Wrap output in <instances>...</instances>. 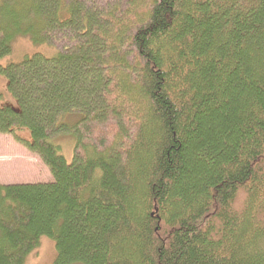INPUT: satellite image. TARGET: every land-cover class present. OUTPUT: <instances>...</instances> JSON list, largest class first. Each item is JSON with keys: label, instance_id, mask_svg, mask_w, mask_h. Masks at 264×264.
<instances>
[{"label": "trees", "instance_id": "16d2710c", "mask_svg": "<svg viewBox=\"0 0 264 264\" xmlns=\"http://www.w3.org/2000/svg\"><path fill=\"white\" fill-rule=\"evenodd\" d=\"M18 36L65 45L0 66L51 175L0 184V264H264V0H0Z\"/></svg>", "mask_w": 264, "mask_h": 264}, {"label": "rangeland", "instance_id": "374dc122", "mask_svg": "<svg viewBox=\"0 0 264 264\" xmlns=\"http://www.w3.org/2000/svg\"><path fill=\"white\" fill-rule=\"evenodd\" d=\"M88 3L98 7H102L107 3L117 0H86ZM65 42L57 41L55 45H39L33 46L30 38L26 36H18L11 43V53L0 61V66H4L9 62H21L24 56H30L35 52H40L44 55L52 53L57 48L61 50ZM0 103L1 105H10L17 107L16 101L8 91V83L6 79L0 75ZM18 138L27 139L29 135L19 133ZM62 147V154L67 162L72 161L73 147L71 141L64 138L59 141ZM51 175L49 170L43 165L28 148H25L23 143L16 140V137L10 134H0V184H19V183H41L50 182ZM56 248L54 243L47 237H42L39 241L36 250L29 255L24 264H52L55 261Z\"/></svg>", "mask_w": 264, "mask_h": 264}]
</instances>
